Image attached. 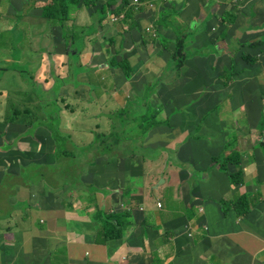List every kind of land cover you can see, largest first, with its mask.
Segmentation results:
<instances>
[{
    "label": "crops",
    "instance_id": "obj_1",
    "mask_svg": "<svg viewBox=\"0 0 264 264\" xmlns=\"http://www.w3.org/2000/svg\"><path fill=\"white\" fill-rule=\"evenodd\" d=\"M47 2L49 0H29L26 7L29 12L26 23L30 28V22L35 26L46 22L40 16V8ZM152 3H158V0L140 2V6H143L140 19L141 24L144 26L154 25L146 16L148 9L152 10L157 7L150 8ZM168 3L176 6L177 9L185 8L193 21L197 18H200L201 21L205 19L203 22L210 19L212 28L209 27L211 29L205 34L197 36V40L212 45V64H208L207 58L190 55L186 52L191 47L190 42L185 43L183 50L177 53L180 37H175L169 45L162 43L169 37L165 28H173V23L170 19L164 22L159 30L155 26L151 27L153 41L150 43L147 40L145 42L135 40L136 43L132 44L133 39H124L123 48L115 54L122 55V58L127 57L132 71L128 80H125L122 73L119 74L118 77L121 78V83L119 88H114L115 93L122 95L125 100L126 98L143 96L140 92L143 88L155 87V91L148 97L162 101L163 103L159 106L166 107L170 111L171 101H175L176 104H182L184 100H188L193 96L196 89L202 94L208 89L206 83L211 80H215V89L219 87L226 92L225 98H215V104L219 105L218 119L215 121L209 120L215 124V132H212L214 135L204 134L200 131L197 134L199 133L198 137L200 136L202 139L214 138L223 140L227 144L233 143V148L240 155L236 167L248 171L250 176L244 180L241 178L242 182L239 184L232 182L227 185L224 182H222L223 184L218 182L221 188L215 193H219L223 201L229 206L231 226L226 228L220 222V217L224 216L223 205L220 201L217 203L212 202L213 206L207 212V203L210 199L207 182L215 178L213 168L210 169L212 171L210 176L204 173L201 178L203 183V189L201 190L199 183L196 184L195 180L192 181L191 185L181 181L180 168L173 164H170L169 172L171 176L169 177L166 159L165 170H162V174L156 177L150 192L153 190L160 192V197L156 201L158 203L159 199H161L162 207L165 205L164 196L167 195L169 200L167 210L158 216L155 215L154 205L144 209L143 205H145L150 192L141 191L144 196V203L142 202L140 206L153 216L154 223L160 227L159 230H150L151 238H149L147 232H145V235L141 232L140 223L137 222L123 237L122 242L118 246L115 247V241L109 242L113 248L112 252L109 251L107 244L102 243L96 237L92 216L97 207L106 210L116 207V203L120 200L116 202L112 195L113 191H108L109 188H107L113 185H104L103 181H99L100 188L106 187L105 189L108 192L100 190L98 199H96V196L89 198L85 194L75 191L68 194L71 204L61 205L60 203H66L61 200V197L45 192L42 187L38 188L41 185V181L38 186L31 182H23L13 186L6 198L2 196L1 199H7L12 206L20 201L28 202L30 206H32L30 201H35V206L37 202L45 203L40 208H35L36 211H40L39 213L45 216L44 221L39 220L35 223L36 225L40 224V228L35 227L36 230H32L30 223L25 221L23 229L17 231L14 235L11 234L13 242L0 240V244L3 245L2 248H5V255L7 254L8 256L6 261L0 258V264H9L16 252L24 253L25 264H30L31 262L32 264H41L52 251L55 252L53 255L54 264H256L257 261L261 262L260 264H264V258H258L259 254L264 251V155L261 154V149L264 150V146L261 144L264 134L259 135L258 132H253L251 127L254 120H257L258 124L260 122L264 124V49L262 51L254 50L248 46V42H264V0H164L160 5H167ZM2 5V0H0V7ZM193 7L196 9H193ZM77 11L83 12L82 23L77 22L80 15H74ZM227 11L229 12L227 13ZM225 13H231V15H226ZM111 15L116 16L117 19L120 16L122 19L123 13L119 15L114 12L109 13L104 20L106 22L105 26L113 30V37L116 38L119 48L123 36L129 35L132 29H129L128 24L124 21L121 29H115L111 25L121 19L112 21ZM177 15H180L179 12ZM71 17L74 18V22L83 26L90 24L92 21L85 7L76 9L71 14ZM223 18L224 20L226 19L224 22ZM221 23L226 27V31H219ZM36 34H39V31ZM98 34L99 31L96 35L90 36L88 41L92 42L97 39ZM184 40L187 42L186 39ZM249 48L250 50H248ZM86 49L87 47L81 55L80 65L92 66V74H95L98 70V65L102 69L111 70L105 61L102 64L94 62V58L96 59L95 53L93 52L91 56H87ZM166 49L169 57H171L169 63L165 61L164 67L159 74L149 73V69L152 72H158V67L150 66V63L158 60V56L163 58ZM64 56L66 55L60 54V57ZM180 56L183 64L176 68ZM252 56L258 58L257 63L253 66L250 60ZM189 60L192 61V66L186 69L183 77L184 64ZM232 61L235 64H231ZM68 68L70 69L69 59ZM237 69H239V74L234 78H230L231 74L235 75ZM111 71L114 72L115 79L116 73L113 70ZM135 74H151V76L142 86L137 87L140 78L136 79L134 77ZM237 76L243 78V81L232 88L234 85L233 80ZM53 79L54 82L51 86L46 85L45 80L36 81L34 79L38 82L39 94L41 92L46 94L56 85L55 76H53ZM221 79H225V82L222 83ZM82 80L86 81V78H82ZM73 81L74 79H72ZM125 81L131 83V87L127 90ZM200 86L203 87L198 88ZM204 96L207 97L209 103L211 101L209 92H206ZM20 99L22 98H16L15 100L18 101ZM38 100L41 101L40 98ZM6 103L3 104L0 100V108L3 109L0 121L5 119L7 114H11L10 109L12 106L10 103ZM227 107H230L235 113L236 122L243 121L245 119L244 116L251 117L250 126L245 125L244 128L240 129L234 128L235 124L227 119L230 116V113L226 110ZM12 117L18 118L17 123L13 121L5 122L9 125L10 130L7 133L2 131L0 135L10 139V143L9 145L0 146V153L4 154L11 150L21 151V147L22 150L29 153L35 148H29L27 142H35L32 139L27 141L25 138L27 133H30L29 130H24V125L22 124L24 120H27V117L15 115H12ZM260 127L262 128L261 125ZM67 128L71 127L67 125L65 129ZM261 131L264 132L263 129ZM68 133L70 134V132ZM79 136L83 137V139L88 138L91 141L94 139L92 136L85 137L86 135L83 133H79ZM173 138L177 143L184 139L178 133L173 134ZM189 142L185 143L183 147ZM5 149L8 150L6 151ZM35 151L38 152L39 149ZM10 157L12 158L13 155L10 154ZM7 160L9 161V158ZM133 164L130 163L127 167L135 169L132 166ZM138 170L140 169L138 168ZM139 182L138 186H142L143 182L140 185L141 178ZM77 194L79 197L73 203V198ZM55 202L56 204H54ZM126 202L133 206L130 200ZM190 210L192 218L188 219ZM14 211L17 212L18 210L15 209ZM23 211L21 210V212ZM27 211H29V207ZM32 211L25 216V219H32ZM195 215L199 216L200 219L195 218ZM155 216L158 222H155ZM188 222L191 223L192 228L189 227ZM46 225L48 226L47 228ZM49 230L55 234H51ZM135 230L136 232L133 233ZM48 235L50 237L52 235L55 239L54 241H59V243L56 244L49 241ZM238 244L245 252L252 255L251 259L238 262L240 260ZM45 248H48V250H44ZM1 252L0 248V255H2ZM57 257L59 258L58 260H56Z\"/></svg>",
    "mask_w": 264,
    "mask_h": 264
},
{
    "label": "rangeland",
    "instance_id": "obj_2",
    "mask_svg": "<svg viewBox=\"0 0 264 264\" xmlns=\"http://www.w3.org/2000/svg\"><path fill=\"white\" fill-rule=\"evenodd\" d=\"M28 2L29 0H2L3 5L0 7V100L3 102V104L7 102L10 103L11 106L15 107H31L32 105L39 106L41 104V101L38 100V98H40L41 100H43L44 98H54V93L60 86H62L56 99L60 100L62 97H65L66 104L74 105L73 111H70L69 107L64 109L65 115L61 116L60 124L61 130L64 135L69 134L68 132H70L71 134V138L69 137L68 139H65V143L69 149L76 144L87 145L89 144L88 142L91 141L88 140V138L83 139V137L79 136V133L85 134V137L92 136L93 138L96 132L104 131L108 133L110 131H116L120 141H122L123 144L128 147L127 150L134 149V151L139 154H141L142 151L146 150L150 152H157V155L154 159L148 157H138L135 160L136 164L138 165L135 168L138 169V167H140V172L143 171V178H141L140 184L142 185L143 182V185L138 186L137 183H134L135 177L131 182L132 190L129 192L128 198L130 202L133 203V206H130L126 202L123 193L121 194V189L119 187L115 188L116 186L124 187L127 185V180L125 179L126 172L124 173L123 177L122 170L112 169V171L117 172V176L121 178L122 183L119 185L115 184L113 187H107L110 188V191H116L118 194V200L120 201H116L117 209L123 210L131 208V211H135L136 209L143 210V208L140 206L144 199L142 192H150V189L152 188V184L154 183L156 177L162 174V170H165V160L168 158L169 153L164 149L161 150V152L164 151L161 156L159 153L160 149L165 146L164 142L166 141L167 144L170 143L169 147L174 148L176 147L177 142L172 141L173 139L171 138L173 134L178 133L182 138L188 136L190 133H197L199 131L204 134L214 135V133L212 132H215V124L212 123L207 125V121L210 122L209 120L215 121L218 119L219 105L215 104V98H225L226 92L224 90H221L219 87L215 89V80H211L206 83V87L208 89L202 92V94L198 91V89H196L193 96L188 100H184L182 104H176L175 101H171L172 103L170 106V111H168L166 107H162L160 112L155 113L159 109V105L163 102L148 97L155 91L152 90V88L147 87L141 89L140 92L143 94V96H138L136 98H126L124 100L122 95L115 93L114 89L119 88V84L121 83V78L118 77L121 73V70L119 68H116L115 70L116 78L114 79V72L109 69H102V67L99 65L98 70L95 72V74H92V66L77 65L76 70L80 72L77 78L81 81H83L82 78H86V81H83L78 85L71 83L72 81L62 85L63 81L61 79H57L56 85L54 86V88L52 87L53 89L51 88V90L46 94H43V92L39 94L38 84H36L38 82L36 81L45 80L46 85L51 86L54 82L53 76H70L72 79L73 76H71L70 70L68 71L69 68L67 56L60 57V54H55L53 55V57H51L50 55L53 47L55 48V50H60V47H63V42H59L60 39L58 30L55 29V27H51V24L49 22L40 23L39 26L32 25L30 22L31 28L27 25L26 18L28 17L29 12L27 11L26 7L28 6ZM133 2L135 3V5L140 6L139 2H135L134 0ZM154 5L155 7L157 6L156 4ZM175 10H177L180 15H175L171 18L173 28H165V30L168 32L169 37L162 43L165 45H169L175 37H183L187 40V42L185 41V43H191V47H189L186 52H188L190 55H197L201 58H207L208 64H212V45L210 43L197 40V36L205 34L209 30L211 21L203 22L200 20V18H197L193 22V20L191 19V15H189L185 8H179ZM75 11L76 9H72L71 14H73V12ZM76 14H79L81 17L77 19V22L82 23L83 12L77 11L74 15ZM149 14L150 11L148 9V13L146 14V16H148ZM105 23L106 22L99 26V34L97 39L92 42H87L86 55L91 56V53L94 52L96 55V59L94 58V62L96 63L102 64L106 58H109V53L106 52L107 49L110 50L112 54L120 51L125 44L124 39L130 38L131 34L139 40H147L148 43L153 41L152 30L147 31V27L142 25L141 31L132 30L129 35H124L121 40L120 47L118 48V44L111 41V38H113L114 35L113 30L106 27ZM111 26H113L115 29H121L123 25L121 22H116ZM220 30L221 32L225 30V26L222 23L220 26ZM38 31L39 34H36ZM87 50H89L90 52ZM124 53L126 52L124 51ZM116 56L119 59L122 58V55ZM158 58V60L152 61L150 63V66L158 67V72L155 73L149 69V73L159 74L161 72L162 68L164 67L165 61L167 62L170 58L168 50H165V55L163 58L160 56H158ZM231 64H235V62L232 61ZM191 66V60L185 62L183 77L185 76L186 69L191 68ZM151 74H135L134 77L136 79L140 78L137 87L142 86L147 80H149ZM237 74H239V69L235 71V75L231 74L230 78H234ZM242 79L243 78L237 76L233 80L234 85L232 86V88L235 87L236 84L242 82ZM32 81L36 83H33ZM221 82L224 83L225 79H221ZM124 83H126V90L131 87L130 82L125 81ZM202 87L203 86H200L198 88ZM206 92H209V96L211 97V101L209 103L207 97L204 96ZM16 98L22 99L16 101ZM16 108H18L19 110L22 109V107ZM48 108L49 105L46 106V102H42V104L40 105V109L28 108L30 133L28 132L27 135L31 134V132H43L45 130L46 116H49V113L47 111ZM226 110H228V112L230 113V116H228L227 119L228 121H231L233 122V124H235L234 128L240 129L244 128L245 125L250 126L251 117L244 116V122H236L235 113L230 109V107H227ZM147 111H149L152 115H145L143 113ZM52 112H56L55 106L52 107ZM2 115L3 109L0 108V120L2 119ZM7 115L9 116L10 114ZM163 120H165L166 122H162L161 124L153 126L149 128L144 134H141L142 126L144 124L146 125V122H159ZM66 123L68 127H71L72 129H65V127H67ZM257 124L258 121L254 120L251 125V127L253 128L252 131L258 132L259 135L264 134V132L261 131V122L260 124ZM5 127L8 128L9 125L5 123ZM48 139L50 140V143L46 141L42 142L45 146L40 153H44V155L47 156V163L50 164L56 162V157L53 151L54 147L52 145V140L50 137H48ZM207 140L208 141H204V144L202 145L208 150V153L206 155H201V157L203 158V156H206V158H203L204 160L214 162V157H217L224 152L225 141L214 138H208ZM9 143L10 139L4 138L0 135V146L9 145ZM27 144L29 148H35V150H38L41 146V143L38 142L33 143L28 141ZM193 147H195V145L192 147H185V150L190 153ZM8 149L5 150L7 151ZM21 151L26 152L22 150V147ZM121 153V149H116L114 153H109L107 157L109 160L116 159L117 161L121 162L122 156L119 155ZM261 154L264 155V150L262 149ZM4 155L8 156L9 161L7 160L8 158H2V160H0V240L13 242V236L11 234L14 235L15 233H17V229L15 228L16 221L19 222L21 229H23V224L25 221L30 223L32 230H36L35 227L40 228V224L36 225L35 223L39 220L44 221L45 216L40 214V211H36L35 208L38 209L45 203L42 204L41 202H37L35 206V201H30L32 206H28L29 211L18 213L12 210V205L7 199H1L2 196L6 198L13 186L22 184L24 182L20 174H17L19 166L18 163L10 157L9 153H5ZM20 156L23 157L24 161L25 157L23 155ZM133 158L135 157H130V159ZM170 164L167 165L169 177L171 176V173L169 172L171 168ZM181 164L186 166L187 162H182ZM57 165L58 164L56 163L54 164V166ZM122 166L125 167V165ZM227 167L228 173L234 174L236 172V180H239L241 178L242 180H244L250 177L248 171H244L243 168L241 169L239 167H236L233 161H230ZM94 168L95 165L92 163L87 168L89 171V178H97L96 174L91 175ZM127 168L129 169V171H133L131 167ZM212 168L215 178L207 182V190L210 197L209 202L207 203V212L209 211L211 206H213L212 202L217 203L218 201H220L223 205L224 214V216L220 217V222L223 224V226L229 228L231 226V214L229 211V206L225 201H223L220 194L215 193V191L221 188L219 187L218 182H224L227 185H230L232 182L230 181L227 173L224 170L220 169L218 165H212L211 169ZM239 169L240 171H242V175L237 172L239 171ZM6 170L10 172L14 170V175L7 176V174L9 173ZM211 172L212 171L210 170L209 174H211ZM56 174L57 173L51 172L49 174H45L44 176H35L33 177V179H31V182L34 185L38 186L39 182L41 181V185L38 188L42 187L45 192L60 196L61 200L67 199V191L65 192V190L62 189L61 186L55 189L46 186L47 182L44 179L48 177L52 178L56 176ZM194 179L196 183H199L200 189L202 190L203 183L201 182V178L196 176ZM53 181L54 183L57 182L56 179H53ZM89 191V187L88 185H86V188L84 190L81 189L79 193L85 194L89 193ZM35 193L37 192L35 191ZM99 196L100 191H97L96 199H98ZM77 197H79L78 194L74 196L73 203L75 202ZM159 197V191L153 190L152 192H150V195L147 197V201H145V205H143L144 209H147V207L154 205L156 211L155 215H161L165 210H167L169 200L167 195H165V205L164 207H162V200L159 199L158 203L156 201ZM60 204L65 205L67 203ZM31 210L34 211H32V219H23L24 216L31 213ZM144 211L148 213V211ZM155 218V222H158L156 216ZM195 218L200 219L197 215H195ZM187 224L190 228L193 227L190 222H188ZM47 227L48 226L46 225V228ZM155 228L159 229L160 227L154 223L151 230ZM49 232L51 234H55L50 230ZM48 239L52 243H59V241H54L55 239L52 235L51 237L48 235ZM12 245H14V243H12ZM238 245L240 249V260H238V262H242L245 259H251L252 255L240 248V244ZM1 250L2 255H0V258L4 260L5 248L1 247ZM44 250H48V248H45ZM23 256V252H16L14 258L9 264H25L26 261ZM261 257L264 258V251L261 252L258 256L259 259H261ZM260 263L261 262L258 261L256 262V264ZM30 264H32V262Z\"/></svg>",
    "mask_w": 264,
    "mask_h": 264
},
{
    "label": "trees",
    "instance_id": "obj_3",
    "mask_svg": "<svg viewBox=\"0 0 264 264\" xmlns=\"http://www.w3.org/2000/svg\"><path fill=\"white\" fill-rule=\"evenodd\" d=\"M144 1L145 0H140L141 3ZM163 1L164 0H160L158 3H152V5L156 4L157 7L156 9L149 10L152 12L147 16L151 20V22H153V26H155L157 30L162 28L164 22L170 20L178 13L177 10H175L177 8L174 5H169V3L167 5H160ZM84 7L88 10L92 18V23L86 26L74 22V18L71 17L72 9H80ZM142 8L143 6L135 5L133 0H49V2L45 3L40 8V16L43 20L49 22L51 24V27H55V29L58 30L60 39L59 42H63V47H60V50H55V48L53 47L50 55L51 57H53V55L55 54H65L68 57L70 64L69 70L71 76H73L74 81L71 82L72 78L70 76H55V79H61L63 81L62 85L69 82L74 83L75 85L80 84L81 81L77 78L80 72L76 70V66L80 65L79 61L81 59L82 53L87 47L88 38L98 33L99 26L103 24L108 14L112 12L117 13L118 15L123 13L122 19L119 16L117 20L121 19L119 21L121 23H123V21L126 22V24H128L129 26V29L141 31L142 24L140 17L142 15ZM153 26H146L147 31H149V29H151V27ZM224 31H226V27ZM130 38L134 40L132 44H135L136 41L145 42V39L139 40L132 34L130 35ZM111 41L113 43H116V38H111ZM178 44L179 45L177 46V53L181 52L185 47V40L183 37L179 38ZM263 45L264 42L262 41H254L248 43V46L251 49L260 51L264 49ZM106 52L109 53V58L105 59V63L108 64V67L113 71H115L116 68H119L122 75L125 77V80H128L132 71V67L128 58L123 57L119 59L116 56L119 54H112L108 49L106 50ZM170 60L171 57L168 59L167 63H169ZM250 60L253 66L257 63L258 58L256 56L255 58L252 56ZM182 64L183 60L180 56L178 59V63L176 64V68H179ZM59 90L60 87L54 93V98H44L43 100H41V104L42 102H46V106L49 105V108L47 109L49 116H46L45 130L43 132H31V134H29L30 137L28 135L25 137L27 141L28 139H32V141L34 142L41 143V146L39 147L40 150L36 152L35 149H33L29 153L19 150H11L6 152L12 154V159H14L18 163V174H20L25 183L31 182V179H33V177L35 176H44L45 174H49L51 172L57 173L56 176L52 178L48 177L44 179L47 182L46 186L52 189L61 186V188L64 189L65 192L67 191V199H64V201L67 204H71L70 199H68V194L71 192L80 191L81 189L84 190L86 188V185H88L90 191L89 193H85V195L89 198H94L97 191H107V189H105V186V188H100L101 186L99 184V181H103L104 185L110 184L114 186L115 184H121L122 181L121 178L117 176V172L111 170L112 168H114L116 170H122L123 177L124 173L126 172L125 179L127 180V185L124 187L116 186L115 188L119 187L121 189V194L123 193L124 195L125 200L129 201L128 194L132 190L131 182L135 177L134 183L139 184V179L143 177V171L140 172V170L136 168L133 169V171H129L127 165L130 163H134L135 165L133 164L132 166L136 167L137 164L135 160L138 157H148L154 159L157 155V152H150L146 150L142 151L141 154H139L135 152L134 149L127 150L128 147L125 146L122 141H120L116 131H110L108 133L104 131L96 132L94 134L93 141H91L89 144H76L69 149L65 143V139H68L69 137L71 138V135L63 134L60 126V121L61 116L65 115L64 109L69 107L70 111H73L74 105L66 104L65 97H62L60 100L56 99L60 92ZM152 90H155V87H153ZM40 105H32L31 107L23 106L20 110L12 106L10 109L11 116L7 115L5 119L2 120L4 122L0 121V132L4 131L5 133H7V131L10 130L9 127H5L6 121H13L17 123L18 118L12 117V115L27 117V120H24L22 124L24 125V130L26 129L25 131H28L30 128L28 108L40 109ZM53 106H55L56 108L55 113L52 112ZM161 109L162 106H160L155 113L160 112ZM143 113L145 115L150 114L149 111ZM162 122L166 121L163 120L159 122H146V125L144 124L142 126L141 134H144L149 128L161 124ZM208 124L212 123L207 121V125ZM261 124L262 129L264 130V124ZM48 137H50L52 140V145L54 147L53 151L56 157V162L50 164L47 163V156H45L44 153H40L45 146L42 142L46 141L50 143ZM191 140L193 141L185 146L192 147L195 145V147H193V149L189 153L183 146L185 143ZM172 141H174V138ZM204 141L208 140L202 139L200 138V136L198 137V134L196 132L190 133L188 136L184 137V139L180 143H177L176 147L174 148H170V143L167 144L165 141V146L160 149L159 153L161 156V154L164 152H161V150L164 149L168 151V164L171 163L180 168L179 171L181 181H185L186 183H188V185H191L196 176L202 178L204 173L209 170L212 165H218L220 169L224 170L227 173L231 182L239 184L241 182V179H235L236 172L234 174H230L227 172V165L229 164V162L233 161L236 165L240 157V155L233 148V143H225L224 152L219 156L214 157L213 162L204 160L203 158H206V156H203V158L201 157V155H206L208 153V150L202 145L204 144ZM261 144L262 146H264V139H262ZM116 149H121L122 151V153L119 154L120 156H122L121 162L117 161L116 159L109 160L107 157L109 153H114ZM4 154L0 153L1 160L2 158H8V156ZM20 155H23L25 157L24 161L23 157ZM130 157L135 158L130 159ZM182 162H187V165L184 166L183 164H181ZM55 163L58 165L54 166ZM91 163L95 165V168L92 170L93 172L91 173V175L96 174V179L89 178L88 176L89 171L87 168ZM122 165H125V167H123ZM138 168L141 169L140 167ZM6 171L9 173L7 174V176L14 175V170H12V172L8 170ZM237 172L242 175V171H240V169ZM53 179H56L57 182L54 183ZM52 181L54 184L52 183ZM108 191H110V188L108 189ZM112 195L114 200L116 199L115 201H118L117 192L113 191ZM54 204H56V202ZM28 206H30L28 202L20 201L16 205L12 206V210L14 211L16 209L18 210V213H21V210H24L23 212H28ZM191 218L192 215L190 210L188 219ZM23 219H25V216L23 217ZM92 220V223L95 224L96 237L99 241L108 245L110 252L113 251V248L110 246L109 242L115 241V247L118 246L120 242H122L123 237L137 222L140 223L141 232L144 235L145 232H147V236L149 238H151L150 230L154 224L153 216L145 212L144 210L136 209L135 211H131V208L119 210L117 209V206L115 207V209L111 210L97 207L93 213ZM15 228L17 229V231L21 230L18 221L15 222ZM154 230L158 231L159 229L155 228ZM135 232L136 230L133 233ZM2 246L3 245L0 244V248ZM54 254L55 252H50L47 255V258L41 264H54ZM7 259L8 256L6 254L4 261H6ZM58 259L59 258L57 257L56 260Z\"/></svg>",
    "mask_w": 264,
    "mask_h": 264
},
{
    "label": "bare ground",
    "instance_id": "obj_4",
    "mask_svg": "<svg viewBox=\"0 0 264 264\" xmlns=\"http://www.w3.org/2000/svg\"><path fill=\"white\" fill-rule=\"evenodd\" d=\"M161 1H162V0H161ZM158 2H159V0H158ZM180 2H182V1H180ZM187 2H188V1H187ZM223 2H224V1H223ZM240 2H241V1H240ZM183 3H184V2H183ZM242 3H243V2H242ZM195 4H198V3H195ZM195 4H193V5H195ZM182 5H183V4H182ZM253 5H254V4H253ZM197 6H198V5H197ZM236 6H237V5H236ZM195 7H196V6H195ZM195 7H193V9H194ZM199 8H200V7H199ZM195 9H196V8H195ZM198 10H199V9H198ZM238 11H239V10H238ZM196 12H197V11H196ZM196 12H195V13H196ZM209 12H210V11H209ZM225 12H226V11H225ZM228 12H229V11H227V13H228ZM240 13H241V12H240ZM225 14H226V13H225ZM226 15H231V13H230V14H226ZM226 15H225V16H226ZM232 15H233V14H232ZM253 15H254V13H253ZM223 17H224V16H223ZM228 17H229V16H228ZM233 17H234V16H233ZM237 17H238V15H237ZM245 17H246V16H245ZM251 17H252V16H251ZM219 18H220V17H219ZM226 18H227V17H226ZM208 19H209V18H208ZM227 19H228V18H227ZM233 19H234V18H233ZM235 19H236V18H235ZM204 20H205V19H204ZM204 20H203V21H204ZM209 20H210V19H209ZM209 20H208V21H209ZM212 20H213V19H212ZM225 20H226V19H225ZM225 20H224V18H223V22H224ZM193 22H194V21H193ZM200 22H201V21H200ZM205 22H206V21H205ZM197 23H198V22H197ZM248 23H249V22H248ZM198 24H199V23H198ZM198 24H197V25H198ZM250 24H251V23H250ZM208 25H209V23H208ZM243 25H244V24H243ZM214 26H215V25H214ZM245 26H246V25H245ZM209 27L212 28V26H209ZM227 27H228V26H227ZM253 27H254V26H253ZM256 27H257V26H256ZM211 28H209V29H211ZM218 29H219V28H218ZM218 29H217V30H218ZM228 29H229V28H228ZM214 30H215V29H214ZM219 31L221 32V30H219ZM210 32H211V31H210ZM217 33H218V32H217ZM208 34H209V33H208ZM230 34H231V33H230ZM235 34H236V33H235ZM229 37H231V36H229ZM237 38H238V37H237ZM237 38H236V39H237ZM244 42H247V41H244ZM248 43H249V42H248ZM248 50H250V48H249ZM233 53H234V52H233ZM261 64H262V63H261Z\"/></svg>",
    "mask_w": 264,
    "mask_h": 264
},
{
    "label": "built area",
    "instance_id": "obj_5",
    "mask_svg": "<svg viewBox=\"0 0 264 264\" xmlns=\"http://www.w3.org/2000/svg\"><path fill=\"white\" fill-rule=\"evenodd\" d=\"M135 2H139L140 3V1L139 0H134ZM155 7V5H150V8H154ZM110 18H111V20L112 21H115V20H117V17L116 16H114V15H111L110 16ZM149 30H151V29H149Z\"/></svg>",
    "mask_w": 264,
    "mask_h": 264
},
{
    "label": "clouds",
    "instance_id": "obj_6",
    "mask_svg": "<svg viewBox=\"0 0 264 264\" xmlns=\"http://www.w3.org/2000/svg\"><path fill=\"white\" fill-rule=\"evenodd\" d=\"M210 169H211V168H210ZM210 169L207 170V171L205 172V174H206L207 176H210V174H209ZM184 189H186V188H184Z\"/></svg>",
    "mask_w": 264,
    "mask_h": 264
}]
</instances>
